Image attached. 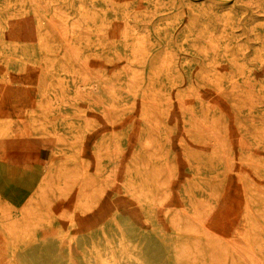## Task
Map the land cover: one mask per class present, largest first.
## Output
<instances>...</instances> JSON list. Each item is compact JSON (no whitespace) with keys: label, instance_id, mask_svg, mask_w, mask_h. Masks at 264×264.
Masks as SVG:
<instances>
[{"label":"rangeland","instance_id":"rangeland-1","mask_svg":"<svg viewBox=\"0 0 264 264\" xmlns=\"http://www.w3.org/2000/svg\"><path fill=\"white\" fill-rule=\"evenodd\" d=\"M149 262L264 264V0H0V264Z\"/></svg>","mask_w":264,"mask_h":264},{"label":"bare ground","instance_id":"bare-ground-1","mask_svg":"<svg viewBox=\"0 0 264 264\" xmlns=\"http://www.w3.org/2000/svg\"><path fill=\"white\" fill-rule=\"evenodd\" d=\"M72 54V53H71ZM72 56V55H71ZM29 57V56H28ZM73 58H75V57H73ZM33 60V59H32ZM77 60V59H76ZM79 60V59H78ZM36 88V87H35ZM247 205H248V202H247V200H245V206L247 207ZM249 229V228H248ZM47 233V232H46ZM46 235V234H45ZM37 237V236H36ZM37 242V241H36ZM12 243V242H11ZM13 245V244H12ZM164 246V245H163ZM71 249L69 248V251H70ZM149 255V254H148ZM146 256V255H145ZM154 258V260H155V256L153 257ZM149 259H151V258H149ZM146 260V259H145ZM150 263V262H149ZM176 263V262H175ZM145 264H147V263H145ZM151 264V263H150ZM173 264V263H172Z\"/></svg>","mask_w":264,"mask_h":264}]
</instances>
